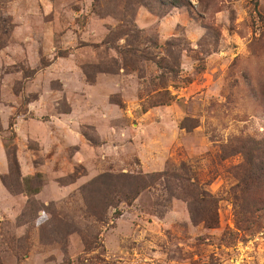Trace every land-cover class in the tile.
<instances>
[{
  "label": "rangeland",
  "instance_id": "1",
  "mask_svg": "<svg viewBox=\"0 0 264 264\" xmlns=\"http://www.w3.org/2000/svg\"><path fill=\"white\" fill-rule=\"evenodd\" d=\"M173 2L0 0V264H264V0Z\"/></svg>",
  "mask_w": 264,
  "mask_h": 264
},
{
  "label": "trees",
  "instance_id": "2",
  "mask_svg": "<svg viewBox=\"0 0 264 264\" xmlns=\"http://www.w3.org/2000/svg\"><path fill=\"white\" fill-rule=\"evenodd\" d=\"M174 5H176L175 3H178V0H174ZM206 222H207V224L209 225L208 227H215L217 224H218V220L216 219V220H213V222H211V220H208V219H206Z\"/></svg>",
  "mask_w": 264,
  "mask_h": 264
}]
</instances>
